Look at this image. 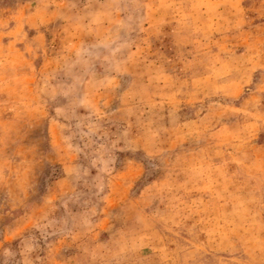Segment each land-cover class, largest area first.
I'll return each instance as SVG.
<instances>
[{
    "label": "rangeland",
    "instance_id": "374dc122",
    "mask_svg": "<svg viewBox=\"0 0 264 264\" xmlns=\"http://www.w3.org/2000/svg\"><path fill=\"white\" fill-rule=\"evenodd\" d=\"M0 264H264V0H0Z\"/></svg>",
    "mask_w": 264,
    "mask_h": 264
}]
</instances>
